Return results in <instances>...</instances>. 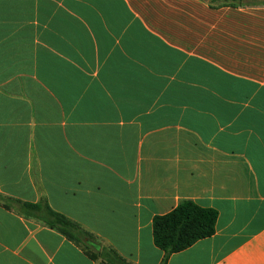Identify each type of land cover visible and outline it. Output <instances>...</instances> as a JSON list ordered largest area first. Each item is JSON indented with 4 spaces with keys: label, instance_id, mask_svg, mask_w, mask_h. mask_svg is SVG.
<instances>
[{
    "label": "crops",
    "instance_id": "crops-1",
    "mask_svg": "<svg viewBox=\"0 0 264 264\" xmlns=\"http://www.w3.org/2000/svg\"><path fill=\"white\" fill-rule=\"evenodd\" d=\"M1 197L48 200L132 264H264V0H0V264H104Z\"/></svg>",
    "mask_w": 264,
    "mask_h": 264
},
{
    "label": "trees",
    "instance_id": "trees-1",
    "mask_svg": "<svg viewBox=\"0 0 264 264\" xmlns=\"http://www.w3.org/2000/svg\"><path fill=\"white\" fill-rule=\"evenodd\" d=\"M244 0H210L212 6H239ZM2 205L33 218L45 226L58 231L70 241L80 245L84 253L94 261L104 264H132L112 247H102L97 237L79 223L51 208L46 198L38 203L23 202L11 197H1ZM218 212L203 208L192 200H184L170 213L153 219L155 245L164 252L161 264H167L170 256L182 252L216 232Z\"/></svg>",
    "mask_w": 264,
    "mask_h": 264
}]
</instances>
